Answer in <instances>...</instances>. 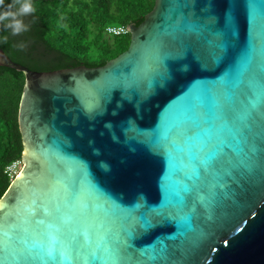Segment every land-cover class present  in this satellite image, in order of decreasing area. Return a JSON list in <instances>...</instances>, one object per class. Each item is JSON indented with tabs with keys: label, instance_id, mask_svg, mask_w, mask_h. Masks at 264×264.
I'll use <instances>...</instances> for the list:
<instances>
[{
	"label": "water",
	"instance_id": "95a60500",
	"mask_svg": "<svg viewBox=\"0 0 264 264\" xmlns=\"http://www.w3.org/2000/svg\"><path fill=\"white\" fill-rule=\"evenodd\" d=\"M106 65L26 75L0 264H264V0H157Z\"/></svg>",
	"mask_w": 264,
	"mask_h": 264
},
{
	"label": "trees",
	"instance_id": "16d2710c",
	"mask_svg": "<svg viewBox=\"0 0 264 264\" xmlns=\"http://www.w3.org/2000/svg\"><path fill=\"white\" fill-rule=\"evenodd\" d=\"M156 1L30 0L33 11L18 17L26 30L14 35L7 27L10 20L0 22V47L11 60L37 72L101 67L131 43V33L112 36L107 28L140 26ZM18 9L14 0H4L0 14ZM25 84L24 73L0 66V200L17 176L7 168L23 157L19 114Z\"/></svg>",
	"mask_w": 264,
	"mask_h": 264
},
{
	"label": "clouds",
	"instance_id": "9594fccd",
	"mask_svg": "<svg viewBox=\"0 0 264 264\" xmlns=\"http://www.w3.org/2000/svg\"><path fill=\"white\" fill-rule=\"evenodd\" d=\"M15 4L19 5V9L16 12L5 11L0 14V22L10 20L7 27L12 29L14 35L19 34L20 32L26 30L23 21L18 17L27 15L33 11L30 0H14ZM4 4V0H0V6ZM12 8V5H9V9Z\"/></svg>",
	"mask_w": 264,
	"mask_h": 264
},
{
	"label": "built area",
	"instance_id": "2783aa9c",
	"mask_svg": "<svg viewBox=\"0 0 264 264\" xmlns=\"http://www.w3.org/2000/svg\"><path fill=\"white\" fill-rule=\"evenodd\" d=\"M107 33L112 36H125L129 34V30H127V27L121 26V27H108ZM22 161L14 162L11 166L7 168V172L10 176L14 177L18 174V169L21 168Z\"/></svg>",
	"mask_w": 264,
	"mask_h": 264
},
{
	"label": "rangeland",
	"instance_id": "374dc122",
	"mask_svg": "<svg viewBox=\"0 0 264 264\" xmlns=\"http://www.w3.org/2000/svg\"><path fill=\"white\" fill-rule=\"evenodd\" d=\"M22 168H23V164L21 165V169L19 168L18 170V173L22 170ZM18 175V174H17Z\"/></svg>",
	"mask_w": 264,
	"mask_h": 264
}]
</instances>
